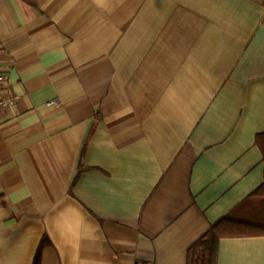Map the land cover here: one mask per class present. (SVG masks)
<instances>
[{
  "label": "crops",
  "instance_id": "1",
  "mask_svg": "<svg viewBox=\"0 0 264 264\" xmlns=\"http://www.w3.org/2000/svg\"><path fill=\"white\" fill-rule=\"evenodd\" d=\"M0 69V264H186L264 224V0H0Z\"/></svg>",
  "mask_w": 264,
  "mask_h": 264
},
{
  "label": "trees",
  "instance_id": "2",
  "mask_svg": "<svg viewBox=\"0 0 264 264\" xmlns=\"http://www.w3.org/2000/svg\"><path fill=\"white\" fill-rule=\"evenodd\" d=\"M255 142L261 149L264 160V131L256 134ZM78 176L79 174L76 179ZM253 196L264 197V180L254 190ZM257 235H264V224L222 217L188 248L186 264H217L218 246L222 238ZM46 243V239L41 241L32 264H40L41 251Z\"/></svg>",
  "mask_w": 264,
  "mask_h": 264
},
{
  "label": "built area",
  "instance_id": "3",
  "mask_svg": "<svg viewBox=\"0 0 264 264\" xmlns=\"http://www.w3.org/2000/svg\"><path fill=\"white\" fill-rule=\"evenodd\" d=\"M5 82V74L0 69V85ZM17 103V97L11 94H8L4 89L0 93V122L2 121L5 114L11 109L15 108Z\"/></svg>",
  "mask_w": 264,
  "mask_h": 264
}]
</instances>
